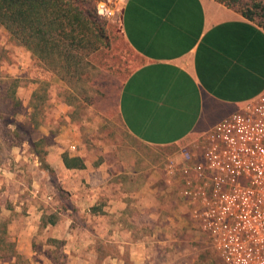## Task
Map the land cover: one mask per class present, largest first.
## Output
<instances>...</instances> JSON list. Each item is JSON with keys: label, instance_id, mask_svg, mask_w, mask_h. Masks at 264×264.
Listing matches in <instances>:
<instances>
[{"label": "crops", "instance_id": "obj_1", "mask_svg": "<svg viewBox=\"0 0 264 264\" xmlns=\"http://www.w3.org/2000/svg\"><path fill=\"white\" fill-rule=\"evenodd\" d=\"M111 22L118 48L131 58L118 55L130 72L117 97V116L132 139L151 149L150 158L106 150L94 168L78 154L47 145L41 164L31 149L21 162L31 196L18 199L19 183L0 182L1 198L25 203L16 239L24 254L36 253L31 240L40 230L64 245L69 239L70 247L78 219L87 220L81 226L94 241L115 245L121 264H142L155 248L173 247L177 254L187 241L200 243L203 235L178 193L181 179L170 183L167 173L160 175L159 152L182 165L181 149L264 92V30L214 0H123ZM64 153L80 157L84 167L67 169ZM46 207L56 222L43 221Z\"/></svg>", "mask_w": 264, "mask_h": 264}, {"label": "rangeland", "instance_id": "obj_2", "mask_svg": "<svg viewBox=\"0 0 264 264\" xmlns=\"http://www.w3.org/2000/svg\"><path fill=\"white\" fill-rule=\"evenodd\" d=\"M101 1L117 8L118 13L123 3V0H96V7ZM242 3L258 4L262 11L256 20L264 22V0H243ZM96 15L105 22L107 46L110 48H100L86 56L80 68L81 74L69 82L61 81L60 76L37 61L0 27V182L5 179L9 184L12 181L19 183L17 193H21L18 199L31 196L26 182L27 173L21 165L22 157L31 151V143L42 136L47 137L41 145L42 151L47 145H59L64 151L82 156L94 168L103 161L106 150H118L127 159L137 154L150 158L151 149L130 137L116 112L118 94L130 72L129 66L118 62V55L128 59L130 52L122 46L118 48L119 36L112 18H102L97 12ZM34 90L36 94L32 96ZM159 154L158 168L162 175L167 173L169 162L166 161L167 156L162 152ZM3 188L4 185H0V195ZM61 196L64 199L67 195ZM34 200L40 203L38 196ZM24 204H19V201L13 204L11 199L0 196V205L5 207L1 216L8 221V227L10 225L8 235L15 245L17 228L26 217ZM40 208H44L43 203H40ZM45 209L43 221L56 222L55 213L49 207ZM78 220V229L74 231L71 238L74 242L70 241L73 244L70 247L66 245L69 239L65 240L64 246L49 244L48 240L52 239L50 231L48 234L40 230L31 240L32 252L36 253H20L30 264H121L118 258H113L114 254L117 255L115 245L94 241L95 238L81 226L87 220ZM66 233L69 234V230ZM181 247L177 254L173 247L165 252L162 248H155L151 257L144 255L142 264H148L150 259H153V264H224L205 236L201 237L200 243L187 241ZM121 259L128 261V254L122 253ZM0 264L8 263L0 259Z\"/></svg>", "mask_w": 264, "mask_h": 264}, {"label": "built area", "instance_id": "obj_3", "mask_svg": "<svg viewBox=\"0 0 264 264\" xmlns=\"http://www.w3.org/2000/svg\"><path fill=\"white\" fill-rule=\"evenodd\" d=\"M110 19L115 8L97 4ZM172 159L167 174L177 176L190 221L224 264H264V92L216 123Z\"/></svg>", "mask_w": 264, "mask_h": 264}, {"label": "trees", "instance_id": "obj_4", "mask_svg": "<svg viewBox=\"0 0 264 264\" xmlns=\"http://www.w3.org/2000/svg\"><path fill=\"white\" fill-rule=\"evenodd\" d=\"M214 1L240 13L264 30V22L256 20L262 11L258 4H244L243 0ZM0 27L63 82L79 76L86 56L106 47L108 40L105 22L96 15V0H0ZM35 94L36 91L32 96ZM44 142L40 139L31 144L41 164ZM62 160L67 169L84 167L77 156L64 153ZM8 234V221L0 211V259L8 264H30ZM48 242L64 245L63 241L55 239ZM115 253L113 258H118V252Z\"/></svg>", "mask_w": 264, "mask_h": 264}]
</instances>
